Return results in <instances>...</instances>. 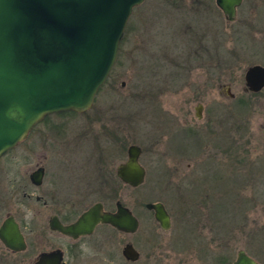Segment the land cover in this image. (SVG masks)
<instances>
[{
	"label": "rangeland",
	"instance_id": "374dc122",
	"mask_svg": "<svg viewBox=\"0 0 264 264\" xmlns=\"http://www.w3.org/2000/svg\"><path fill=\"white\" fill-rule=\"evenodd\" d=\"M120 42L88 110L50 115L0 157L5 209L23 210L15 192L38 164L47 170L39 189L74 180L88 201L101 199L89 159L109 156L112 170L133 143L144 181L120 185L107 205L119 200L138 228L110 236L108 264H217L222 254L230 263L239 249L264 264V87L255 96L243 88L245 68L264 66V0H242L231 22L213 0H143ZM189 51L196 59L184 58ZM115 132L119 149L110 139ZM154 201L170 216L167 229L144 208ZM124 239L139 253L134 262L120 254ZM87 258L82 264H99Z\"/></svg>",
	"mask_w": 264,
	"mask_h": 264
},
{
	"label": "water",
	"instance_id": "95a60500",
	"mask_svg": "<svg viewBox=\"0 0 264 264\" xmlns=\"http://www.w3.org/2000/svg\"><path fill=\"white\" fill-rule=\"evenodd\" d=\"M142 1L0 0V157L25 139L45 115L81 113L91 107L115 61L127 19ZM213 1L223 18L231 22L242 0ZM243 83L247 91H259L264 86V66H247ZM200 108V104L194 108L197 118ZM139 154L138 145L128 144L125 159L115 168L118 179L132 188L144 178ZM41 174L37 168L28 177L37 185ZM144 206L153 211L161 228L169 227V217L160 202H146ZM98 222L129 233L137 227L130 210L116 202L113 212H103L93 204L73 224L56 228L74 237L89 233ZM0 241L11 249L23 246L11 218L0 225ZM121 255L127 261L138 258L129 243L123 245ZM47 260L42 258L44 264H63ZM229 264L257 263L239 249Z\"/></svg>",
	"mask_w": 264,
	"mask_h": 264
},
{
	"label": "flooded vegetation",
	"instance_id": "af4514ba",
	"mask_svg": "<svg viewBox=\"0 0 264 264\" xmlns=\"http://www.w3.org/2000/svg\"><path fill=\"white\" fill-rule=\"evenodd\" d=\"M189 53L185 55L184 57L185 59L190 57L196 59V55H197L196 51H189ZM225 88H228V86H225ZM261 89L257 92H260ZM244 90L247 91L245 88ZM257 92H253V93H257ZM62 112L65 113L68 111H62ZM62 112H57V113H62ZM57 113H51L45 115L39 122L33 125V127L30 129L29 132H31L32 129L37 124L47 119V117ZM74 113L82 114L83 112L81 113L74 112ZM194 115H195V111H194ZM112 125L114 126L115 129L117 128V130H119L118 129L119 126L115 122ZM110 139H112V143L116 144L114 147L118 146L119 149L121 138L117 136V132H115ZM125 155H126V148H125ZM90 159L89 162L92 161V164L89 167L93 170V173L90 174L89 178L91 180V183L94 181L95 184V189H93V191L99 194L101 196V199L88 201L89 194L86 192L87 188L82 191L79 189L76 190L77 184L74 180H72L69 184H67V186H64L62 188L59 187V185L55 180L53 182L52 187L50 188L44 187L43 189H39L40 187L43 186L45 182L44 177L47 175V170L45 168V165L43 164H38L37 166H35L34 169H32L29 172L31 173L33 170L37 168H41L42 174L39 184L34 185L30 181L28 177L29 175L28 173L27 182L24 185V188L18 189L15 192V195H18L19 194L18 191H20L19 202L23 203L22 211L14 212V211L6 210L5 208L10 206L8 205L10 201V196H7L5 198L4 196H0V212L5 209L3 217L0 220V225L5 219L11 218L17 226L18 232L21 236L23 243L22 248L16 250L5 246L0 241V264H44L45 261L42 262V258H48L49 260L47 261L49 262L59 260L60 263L69 264L70 261H76V264L78 263L82 264L85 261L87 263L89 262L87 260L88 259L87 257H91L92 259H95L99 264H108L110 236L113 235V236H119V238H124L126 235L134 233L138 228V219L128 207L127 208L130 210L131 214L137 220L136 229L130 233L119 231L114 227H112L111 225L102 222L96 223L89 233L79 234L74 237L62 233L58 228H56L57 225L68 226L73 224L80 217V215L93 204H98L100 210L103 212L115 211L116 202H119L122 206L126 207L119 200L116 199L113 201L112 205H107L110 199L109 197L115 196L117 194L119 186L126 185L125 183L120 181L115 174L116 166L122 161L115 164L111 170L108 165V163L110 162L109 156L103 155ZM144 177H145V171H144ZM82 184L85 183H81L80 185ZM141 184H139L138 186H140ZM28 186H32L34 188H29ZM77 196L79 198H77ZM154 202H159V201H154ZM161 204L169 217V225H170V216L163 203ZM145 209L149 211L153 217V211L151 209H147V208ZM157 225L159 226L158 223ZM126 243L131 244V246L134 248V246L130 241H126L124 239L120 247V254L123 245H125ZM8 257L11 258L10 263L3 262V260ZM138 257H139V253H138ZM134 261H127V262H134Z\"/></svg>",
	"mask_w": 264,
	"mask_h": 264
},
{
	"label": "trees",
	"instance_id": "16d2710c",
	"mask_svg": "<svg viewBox=\"0 0 264 264\" xmlns=\"http://www.w3.org/2000/svg\"><path fill=\"white\" fill-rule=\"evenodd\" d=\"M120 45H121V42L119 43V49H120ZM248 93L250 95H252V96H255L257 94V93H253V92H248ZM237 104L238 105H241V106H244L246 104V100L245 99H242V97H240L238 99V101H237ZM67 113H69V114H75L72 111H68ZM228 262H229L228 256H226L225 254H222V255L218 256L217 264H228Z\"/></svg>",
	"mask_w": 264,
	"mask_h": 264
}]
</instances>
